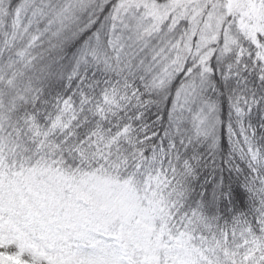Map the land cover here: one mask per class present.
<instances>
[{
  "label": "snow or ice",
  "instance_id": "1",
  "mask_svg": "<svg viewBox=\"0 0 264 264\" xmlns=\"http://www.w3.org/2000/svg\"><path fill=\"white\" fill-rule=\"evenodd\" d=\"M0 264H264V0H0Z\"/></svg>",
  "mask_w": 264,
  "mask_h": 264
}]
</instances>
